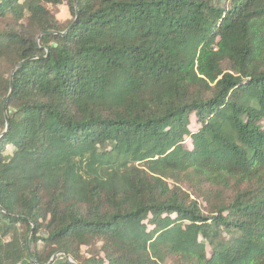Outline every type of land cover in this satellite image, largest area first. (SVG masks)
Instances as JSON below:
<instances>
[{
  "label": "trees",
  "instance_id": "obj_1",
  "mask_svg": "<svg viewBox=\"0 0 264 264\" xmlns=\"http://www.w3.org/2000/svg\"><path fill=\"white\" fill-rule=\"evenodd\" d=\"M167 261L264 264V0H0V264Z\"/></svg>",
  "mask_w": 264,
  "mask_h": 264
},
{
  "label": "rangeland",
  "instance_id": "obj_2",
  "mask_svg": "<svg viewBox=\"0 0 264 264\" xmlns=\"http://www.w3.org/2000/svg\"><path fill=\"white\" fill-rule=\"evenodd\" d=\"M66 6V5H61L59 6L58 8V11H57V17L60 19V20H66L69 18V13H68V9H67V15H62V8ZM67 8V7H66ZM194 123V122H193ZM195 124V123H194ZM172 262V261H171ZM170 261H167L165 264H174L173 262L171 263Z\"/></svg>",
  "mask_w": 264,
  "mask_h": 264
},
{
  "label": "clouds",
  "instance_id": "obj_3",
  "mask_svg": "<svg viewBox=\"0 0 264 264\" xmlns=\"http://www.w3.org/2000/svg\"><path fill=\"white\" fill-rule=\"evenodd\" d=\"M62 15H67V8H66V6H64L62 8Z\"/></svg>",
  "mask_w": 264,
  "mask_h": 264
},
{
  "label": "water",
  "instance_id": "obj_4",
  "mask_svg": "<svg viewBox=\"0 0 264 264\" xmlns=\"http://www.w3.org/2000/svg\"><path fill=\"white\" fill-rule=\"evenodd\" d=\"M7 120V119H6ZM66 258L70 261V262H72L70 259H69V257L68 256H66Z\"/></svg>",
  "mask_w": 264,
  "mask_h": 264
}]
</instances>
